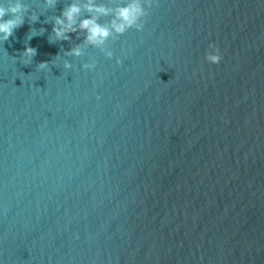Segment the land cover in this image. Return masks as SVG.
I'll use <instances>...</instances> for the list:
<instances>
[{
	"label": "water",
	"instance_id": "water-1",
	"mask_svg": "<svg viewBox=\"0 0 264 264\" xmlns=\"http://www.w3.org/2000/svg\"><path fill=\"white\" fill-rule=\"evenodd\" d=\"M25 2L0 42V264H264V0H152L111 58L48 42L71 0Z\"/></svg>",
	"mask_w": 264,
	"mask_h": 264
},
{
	"label": "clouds",
	"instance_id": "clouds-1",
	"mask_svg": "<svg viewBox=\"0 0 264 264\" xmlns=\"http://www.w3.org/2000/svg\"><path fill=\"white\" fill-rule=\"evenodd\" d=\"M57 2L58 0H42L45 10L54 8ZM151 2L152 0H123L114 8H109L106 4L99 3L98 0H71L62 8L60 15L53 17L54 22L48 42L67 41L70 40L69 33L83 31L85 34L83 41L64 50V56L80 57L85 54L84 49L93 46L100 49L105 57L111 58L113 53L106 47V42L109 38L117 39L119 35L130 28L141 31L143 29L142 18L148 14ZM82 12L87 15L82 17ZM26 16L32 22L37 21L39 17L36 12H30L29 4L25 0H0V42L7 41L9 37L13 36L15 29L23 25ZM101 16H111V19L107 23H101ZM32 30L33 28L30 29V31ZM39 31L42 35L45 29L41 28ZM33 36H30L29 40ZM208 49L205 54L206 61L210 64H219L222 60L219 47L214 43H209ZM36 54L37 50L34 47L25 45L19 54L20 62L23 65H30ZM56 57L59 59V54ZM95 63V60H91L83 63L82 67L92 70ZM117 63H120L119 59H117ZM37 68L48 69L49 61L39 62ZM63 68L70 69L72 64L64 59Z\"/></svg>",
	"mask_w": 264,
	"mask_h": 264
}]
</instances>
